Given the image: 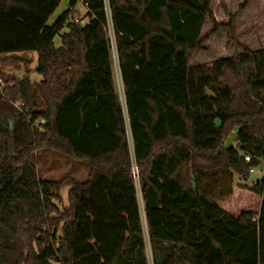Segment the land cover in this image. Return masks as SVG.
<instances>
[{"label":"trees","instance_id":"obj_1","mask_svg":"<svg viewBox=\"0 0 264 264\" xmlns=\"http://www.w3.org/2000/svg\"><path fill=\"white\" fill-rule=\"evenodd\" d=\"M60 1L0 0V58L36 53L42 77L0 74V264H149L143 218L153 264H264V177L242 183L264 161V50L191 67L212 0H109L122 99L104 1L48 27ZM41 150L87 181L41 179Z\"/></svg>","mask_w":264,"mask_h":264},{"label":"rangeland","instance_id":"obj_2","mask_svg":"<svg viewBox=\"0 0 264 264\" xmlns=\"http://www.w3.org/2000/svg\"><path fill=\"white\" fill-rule=\"evenodd\" d=\"M69 9V0H61L58 8L48 21L47 26L52 27L57 20ZM76 10L85 17V11L80 4H77ZM211 11L213 20H208L201 32V38L204 39L202 48L196 52L190 60V66L196 67L199 65H209L215 61L231 58L244 49L250 51L264 50V0H212ZM84 24L87 22L83 19ZM215 24L218 25L215 33L212 34ZM229 26L234 30V36L231 37ZM108 38L111 45L112 66L114 72V81L116 90L120 98L123 99V88L121 77L119 74L117 54L113 32L108 29ZM233 38V40H232ZM56 48L62 45L61 37L57 36L54 40ZM22 58L21 62L13 57L0 58V74L6 78L23 79L28 77L33 84H38L42 77L37 73L38 58L36 53L32 54H15ZM19 69L16 70L18 68ZM2 87L5 84H1ZM12 119L6 117L5 129L9 131L15 130V124L11 123ZM236 132V131H235ZM235 132L231 134L227 145L235 140ZM33 162L36 164L38 175L41 179L50 181H60L70 179L78 183H84L89 177L90 167L87 163L72 159L71 157L53 151L41 150L34 154ZM132 174L137 180L139 171L136 167L133 168ZM264 177V161L261 166L252 173L248 181L244 183L248 188H251L256 182ZM236 184L239 183L238 176H235ZM68 191L65 187L61 196L64 201L63 207H68ZM140 209L143 216V202L140 196L138 187ZM261 201V198H260ZM258 200V203H260ZM144 217V216H143ZM144 220V237L146 243L148 263L153 264V249L149 241L148 231ZM157 257L164 258L169 252V248L165 245H159L157 248ZM183 258L180 264L184 263Z\"/></svg>","mask_w":264,"mask_h":264},{"label":"built area","instance_id":"obj_3","mask_svg":"<svg viewBox=\"0 0 264 264\" xmlns=\"http://www.w3.org/2000/svg\"><path fill=\"white\" fill-rule=\"evenodd\" d=\"M103 1H104L105 10H106V15H107V18H108L107 29H111V30H113L112 21H111L110 2H109V0H103ZM78 4H80V5L83 7V9H84V11H85V14L89 11V5H88L87 0H79V1H78ZM74 15H75V17H76V22H78V21H77L78 18H80V17L83 16V15H82L79 11H77V10H75ZM81 24H84V21H82ZM112 32H113V31H112ZM0 84H2L1 81H0ZM41 123H43V122H41ZM37 125H38V123H37ZM246 161H249V158H248V157H246ZM255 172H256V170L251 169V173H255Z\"/></svg>","mask_w":264,"mask_h":264},{"label":"water","instance_id":"obj_4","mask_svg":"<svg viewBox=\"0 0 264 264\" xmlns=\"http://www.w3.org/2000/svg\"><path fill=\"white\" fill-rule=\"evenodd\" d=\"M13 121H11V123H12ZM12 124H14V122L12 123ZM239 145V144H238Z\"/></svg>","mask_w":264,"mask_h":264}]
</instances>
